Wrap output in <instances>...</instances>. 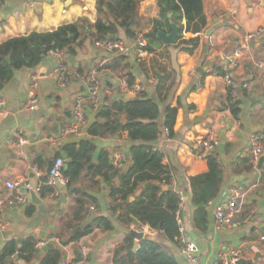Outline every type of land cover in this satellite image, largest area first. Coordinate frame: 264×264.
<instances>
[{
  "label": "crops",
  "instance_id": "1",
  "mask_svg": "<svg viewBox=\"0 0 264 264\" xmlns=\"http://www.w3.org/2000/svg\"><path fill=\"white\" fill-rule=\"evenodd\" d=\"M96 3L97 0H0V44L31 33L52 32L71 24L78 25L81 41L74 56L64 52L60 61L48 54L37 67H24L0 88V99L4 103L0 119V218L8 224L5 230H0V254L7 243L14 241L20 246L23 241L32 238L39 244L38 251L46 244H52L53 249H45L42 257L58 252L59 264H114L115 249L124 244L131 232H135L141 234V238L131 236L132 252L137 251L141 240H150L163 247L177 264H187L179 256L177 243L149 227L140 233V225L135 226L133 221L126 223L120 211L113 210L116 204L111 203L109 193L119 186L122 179L119 177L129 166L128 150L133 145L127 134L105 138L87 134L103 105L115 100L131 101L140 95H135L130 89L123 91L120 88L122 79L127 81V76L130 77L133 85L143 88L142 93L154 99L158 79L166 73L169 77L162 81V95L172 81L175 86L164 106L177 107V113L172 135L162 130L153 146L161 150L162 164L170 172L166 190L175 194L181 192L185 197L181 222L184 235L194 246L197 264H219V254L228 249H240L245 261H251L260 253L258 261L251 264H264V241L260 242V238L264 237V164L258 168L257 162L253 167L248 152L251 136H264V33L252 42L248 51L241 52L236 67L227 66V57L239 47L244 35L257 29L264 30V0H202L203 30L197 34L184 30L181 33L184 40L198 39L192 53L177 45L176 41L175 45L166 48L161 43L143 57L137 54L133 41L138 35L145 37L152 30L153 22L159 20L157 0H139L138 24L132 28V37L126 36L124 30H118L115 39L122 40L130 49L122 56L107 54L88 37L94 33L92 26L97 20H104L96 10ZM181 24L184 27L185 21L182 20ZM59 64L73 76L65 89L58 87L52 74ZM99 66L105 68L99 84L100 106L93 109L86 85L90 72ZM217 70L223 73L226 70L239 86L247 85V88L239 90L235 100L238 108L236 117L227 107L229 89ZM33 75L38 78L39 104L35 111L29 112L23 109V104ZM77 97L84 99L85 124L77 134L62 138L61 131L71 123L70 110ZM210 124L215 126L219 142L216 154L222 170L220 190L212 201H223L233 187L248 191L241 216V220L247 221L221 231L214 228L211 208H205L206 229L199 231L194 228V209L188 184V178L205 174L208 170L198 141L206 134ZM20 139L26 141L23 146H17ZM83 140L89 141L94 148L90 161L81 178L71 183L68 181L57 202L52 203L37 193L41 204L34 205L29 194L7 189L6 183L24 179L31 187L42 188L43 179L48 180L49 163L57 159L56 156L66 163L63 147ZM117 153H123L126 159L124 167L118 170L122 171L118 177H108L105 181L102 175L93 174L101 154H105L108 163L113 165ZM32 168L36 169L35 173ZM104 173L103 169L101 174ZM140 194V190L135 191L129 202ZM18 195L27 197L25 204H7ZM78 199L84 202V211L76 220L72 214ZM29 209L33 210L31 215L26 213ZM99 217L109 220L113 229H93L89 234L82 235L84 229ZM77 228L82 230L81 236L72 241V232ZM5 231H11L12 235L3 236ZM80 247L84 248L83 252ZM10 262L25 264L18 261L16 255L11 257Z\"/></svg>",
  "mask_w": 264,
  "mask_h": 264
},
{
  "label": "trees",
  "instance_id": "2",
  "mask_svg": "<svg viewBox=\"0 0 264 264\" xmlns=\"http://www.w3.org/2000/svg\"><path fill=\"white\" fill-rule=\"evenodd\" d=\"M138 2L139 0H97L96 10L103 15L104 20H97L92 26L94 33L88 37H91L93 42L105 41L111 37L115 39L119 29L124 30L126 36L132 37V28L138 24ZM157 7L159 20L153 22L152 30L144 37L147 41L144 51L152 53L153 48L161 46V42L156 39V34L159 31L170 32L168 16L176 15L173 17V22L179 27L177 45L185 47L188 53H192L198 39L184 40L181 38V33L184 30L187 33L197 34L203 30L205 22L202 14V0H157ZM182 20L185 21L184 27L181 24ZM79 36L78 25L71 24L58 27L52 32L31 33L0 44V84H7L17 71L24 68V64L28 69L37 67L50 52L64 51L74 56L75 49L81 43ZM156 70L159 73L162 72L160 69ZM217 74L225 75L220 70H217ZM168 77L169 74L163 73V76L158 79L154 99H149L146 94L141 93L131 101L115 100L103 105L97 112L96 121L88 128L87 134L99 138L127 134L128 140L133 145L128 150L129 166L123 172L124 176L119 186L112 188L109 193L111 203L116 204L113 210H119L126 223L129 224L132 219H135L140 226L159 231L167 240L176 243L178 230L175 211L178 199L174 192L163 190V187L169 184L170 172L162 164L163 154L155 152L153 146L162 130L167 131L169 136L172 135L177 113V107L164 106L171 89L175 86L172 81L166 87L164 96L162 95V81ZM126 83L131 87L133 80L127 76ZM227 107L232 116L236 117L237 103L234 102ZM93 149L92 144L85 140L63 147L66 163L62 173L69 183L81 178ZM99 160V165L93 170V174L102 175L105 181H108V177L110 179L118 177L122 172L108 163L105 154H101ZM207 167L205 174L188 178L191 205L194 209L193 226L199 231L207 227L206 205L217 196L222 183L220 164L213 158H207ZM103 169L105 173L101 174ZM45 182L46 179H43L41 198H45L52 192L44 185ZM145 184L149 185L143 187ZM137 190L141 191L140 196L133 202H129V197ZM83 211L84 202L80 199L76 200L73 219H79ZM26 213L31 215L33 210L29 209ZM93 229L111 231L113 227L109 220L99 217L84 229L82 235L89 234ZM80 236L77 235L71 240L76 241ZM132 242L133 238L127 236L124 244L115 249L114 264H177L175 259L154 241L141 240L136 252L131 250ZM36 244L32 238L23 241L20 246H17L14 241L7 243L0 254V264H13L10 262L13 255H16L18 261L31 264L39 254ZM59 262L60 254L51 252L41 257L38 264H59Z\"/></svg>",
  "mask_w": 264,
  "mask_h": 264
},
{
  "label": "built area",
  "instance_id": "3",
  "mask_svg": "<svg viewBox=\"0 0 264 264\" xmlns=\"http://www.w3.org/2000/svg\"><path fill=\"white\" fill-rule=\"evenodd\" d=\"M264 33L263 29H257L251 33H248L243 36L239 47L227 57L228 67H236L241 59V52H246L251 47L252 42L258 40ZM147 43L143 36H136L133 41V47L137 49V54L139 57H143L146 55L144 48ZM96 46L105 51L110 55L122 56L128 53L130 50L129 47L119 39H107L105 41L96 42ZM50 56L62 61V56L64 55V51L59 52H50ZM102 66H99L92 70L87 78V94L90 106L93 109H97L100 106V100L98 97L99 93V84L100 78L103 70ZM57 81V85L60 89H65L70 84L73 76L69 74L62 64H59L52 73ZM225 84L229 89V102L227 105L233 104L238 96V92L241 88H247V85L239 86L231 79L230 75L225 70V75L223 76ZM38 88V78L33 75L30 79V82L27 86V98L25 103L23 104V109L25 111L33 112L38 108L39 104V96L37 93ZM120 88L123 91H127L130 89L135 95L141 94L144 89L133 85L132 87H128L126 81L122 79L120 81ZM4 107L3 101L0 99V119L2 116V110ZM71 114V123L68 127L61 131V137L67 138L68 136L75 135L78 133L80 128L85 124V115H84V99L77 97L71 106L70 110ZM215 126L210 124L207 128L206 134L199 139L198 146L200 148L201 157L203 159L213 158L217 163L219 160L217 158L216 150L219 145L218 139L214 132ZM264 136L260 134H253L250 138L249 142V159L251 165L256 166L259 158L264 154ZM26 143L25 140L20 139L17 146H23ZM155 152L161 153V150L158 148L154 149ZM126 159L123 153H117L114 156L113 165L117 170H121L124 167ZM65 161L63 158H57L52 162V166L48 172V180L46 182L47 187H49L52 192L46 195L45 197L52 203L57 202L62 196L64 188L68 184V179L64 177L62 171L64 170ZM31 171L33 173L36 172L35 168H32ZM6 187L10 191H19V190H34V192L40 193L41 188L31 187L30 183L24 179L14 183H6ZM248 191L243 189L242 187H233L229 190L228 196L221 202L214 203L213 201H209L206 205V209L211 208L214 220V228L216 231H221L225 228H232L240 226L242 223H245L247 220H241L243 207L246 201ZM178 203L175 211V221L177 224L178 236L176 238V243L180 247L179 256L182 258L184 262L187 264H197L198 260L195 255V249L191 241L186 238L184 235V228L181 222V211L185 204V197L181 192H176ZM27 201V197L25 195H18L15 197L14 201H8L7 204L11 205L13 203L22 205ZM2 206V202H0V207ZM8 224L3 222L0 218V230H5ZM147 226L141 225L139 227L140 233H144ZM264 241V237L260 238V242ZM37 249L39 244L35 246ZM137 246L136 249H138ZM80 250L83 252L84 248L80 247ZM264 254V252H263ZM219 264H237L240 260H242V251L240 249H228L219 254ZM61 264H68L67 262H61Z\"/></svg>",
  "mask_w": 264,
  "mask_h": 264
},
{
  "label": "water",
  "instance_id": "4",
  "mask_svg": "<svg viewBox=\"0 0 264 264\" xmlns=\"http://www.w3.org/2000/svg\"><path fill=\"white\" fill-rule=\"evenodd\" d=\"M176 17L169 15L168 19H169V27H170V32L168 34H165L163 32H157L156 34V39H158L164 46H173L176 44V41L179 37V27L172 21V18ZM70 38H72V36H70ZM8 61V59H7ZM24 67L26 68V64H24ZM2 87V85L0 84V88ZM128 158V156H127ZM264 164V154L259 158L258 160V168H260L261 165ZM52 163L50 162L48 165V170L51 168ZM124 176V174H121L119 179H121ZM149 184H147L148 186ZM163 190H166V188L164 187ZM22 194H29V197L31 199V202L34 205H39L41 204V200L37 197L36 193L34 192V190H21ZM63 202V200H61ZM133 223L135 226H138V222L135 219H132ZM82 233V230L80 228L75 229L72 232V236L75 237L77 235H80ZM12 235L11 231H5L3 232V236H10ZM131 236L135 237V238H141V234H137L135 232H131L130 233ZM43 236V235H41ZM19 243L21 242V240L18 241ZM135 247V244H134ZM46 250H52L53 249V245L52 244H46L45 247L41 248L38 254V257L31 263V264H37L39 259L42 257L44 251ZM260 253H258L256 255V257L254 259H252L251 261H245V260H240L237 264H251V263H255L258 261V259L260 258Z\"/></svg>",
  "mask_w": 264,
  "mask_h": 264
}]
</instances>
